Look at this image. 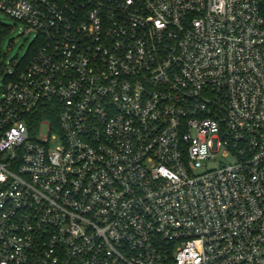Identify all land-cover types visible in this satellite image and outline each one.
I'll list each match as a JSON object with an SVG mask.
<instances>
[{
  "label": "built area",
  "instance_id": "2783aa9c",
  "mask_svg": "<svg viewBox=\"0 0 264 264\" xmlns=\"http://www.w3.org/2000/svg\"><path fill=\"white\" fill-rule=\"evenodd\" d=\"M0 13L33 34L0 75V264H264V0Z\"/></svg>",
  "mask_w": 264,
  "mask_h": 264
},
{
  "label": "rangeland",
  "instance_id": "374dc122",
  "mask_svg": "<svg viewBox=\"0 0 264 264\" xmlns=\"http://www.w3.org/2000/svg\"><path fill=\"white\" fill-rule=\"evenodd\" d=\"M0 21L10 27L8 34L0 40V75L2 71H10L27 53L32 43V33L25 34L23 25L15 23L10 18L0 13ZM1 86V81H0ZM41 134L46 135V128H41ZM58 141H53L50 148L58 146ZM215 161H207L195 170L196 174H201L209 170L217 169L221 165L233 163L231 158L223 157L220 153L214 154Z\"/></svg>",
  "mask_w": 264,
  "mask_h": 264
},
{
  "label": "trees",
  "instance_id": "16d2710c",
  "mask_svg": "<svg viewBox=\"0 0 264 264\" xmlns=\"http://www.w3.org/2000/svg\"><path fill=\"white\" fill-rule=\"evenodd\" d=\"M10 31V27L3 24L0 21V40L5 37L8 32ZM33 43L29 46L28 51L26 53V55L16 64L14 71L15 73H19L21 71H23L25 69V67L29 64L31 58H32V54H31V47H32ZM37 118L39 119L40 114H37ZM36 118V119H37Z\"/></svg>",
  "mask_w": 264,
  "mask_h": 264
}]
</instances>
